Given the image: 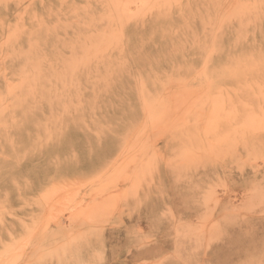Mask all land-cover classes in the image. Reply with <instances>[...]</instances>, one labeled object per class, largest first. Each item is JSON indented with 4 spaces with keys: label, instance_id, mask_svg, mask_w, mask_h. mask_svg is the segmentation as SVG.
Segmentation results:
<instances>
[{
    "label": "rangeland",
    "instance_id": "obj_1",
    "mask_svg": "<svg viewBox=\"0 0 264 264\" xmlns=\"http://www.w3.org/2000/svg\"><path fill=\"white\" fill-rule=\"evenodd\" d=\"M0 264H264V0H0Z\"/></svg>",
    "mask_w": 264,
    "mask_h": 264
},
{
    "label": "bare ground",
    "instance_id": "obj_2",
    "mask_svg": "<svg viewBox=\"0 0 264 264\" xmlns=\"http://www.w3.org/2000/svg\"><path fill=\"white\" fill-rule=\"evenodd\" d=\"M186 102V101H185Z\"/></svg>",
    "mask_w": 264,
    "mask_h": 264
}]
</instances>
